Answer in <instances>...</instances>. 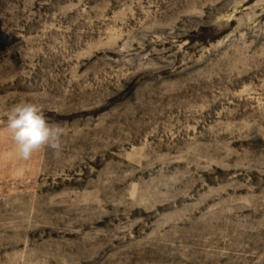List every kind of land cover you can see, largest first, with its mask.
I'll use <instances>...</instances> for the list:
<instances>
[{"label":"rangeland","instance_id":"rangeland-1","mask_svg":"<svg viewBox=\"0 0 264 264\" xmlns=\"http://www.w3.org/2000/svg\"><path fill=\"white\" fill-rule=\"evenodd\" d=\"M0 264H264V0H0Z\"/></svg>","mask_w":264,"mask_h":264},{"label":"clouds","instance_id":"clouds-1","mask_svg":"<svg viewBox=\"0 0 264 264\" xmlns=\"http://www.w3.org/2000/svg\"><path fill=\"white\" fill-rule=\"evenodd\" d=\"M6 130L14 143L18 158L29 160L43 148H50L54 155L62 153L64 128L48 122L41 107L32 102L13 105L7 114Z\"/></svg>","mask_w":264,"mask_h":264}]
</instances>
